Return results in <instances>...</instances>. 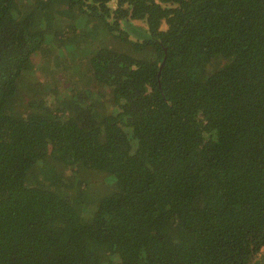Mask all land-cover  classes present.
Listing matches in <instances>:
<instances>
[{"label": "trees", "instance_id": "1", "mask_svg": "<svg viewBox=\"0 0 264 264\" xmlns=\"http://www.w3.org/2000/svg\"><path fill=\"white\" fill-rule=\"evenodd\" d=\"M0 264H264V0H0Z\"/></svg>", "mask_w": 264, "mask_h": 264}, {"label": "rangeland", "instance_id": "2", "mask_svg": "<svg viewBox=\"0 0 264 264\" xmlns=\"http://www.w3.org/2000/svg\"><path fill=\"white\" fill-rule=\"evenodd\" d=\"M75 18V14L74 13H71V20L72 19H74ZM86 24H87V22H86ZM85 28V27H84ZM84 28H82L81 30L83 31V29ZM56 55H58V53L56 54ZM55 55V56H56ZM53 61L56 63V64H58V66L61 64V59H60V57H56V58H53ZM65 65V64H64ZM73 68L72 67H69L68 66V69H66V70H64V72L65 73H68V75H70L71 76V70H72ZM47 72V71H46ZM73 75V74H72ZM43 77H47V79L46 78H44L43 80H42V82L43 83H45V84H47V89L49 90L50 88H52V87H57V85H59V84H61L60 83V81H59V77H60V73H56V75H51V74H45L44 72H43ZM54 77V78H53Z\"/></svg>", "mask_w": 264, "mask_h": 264}]
</instances>
